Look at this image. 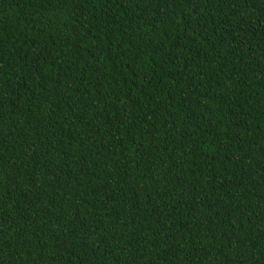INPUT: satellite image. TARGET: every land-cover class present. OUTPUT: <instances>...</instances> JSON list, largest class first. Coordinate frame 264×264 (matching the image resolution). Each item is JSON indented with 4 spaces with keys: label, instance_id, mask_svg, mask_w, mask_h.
Listing matches in <instances>:
<instances>
[{
    "label": "trees",
    "instance_id": "obj_1",
    "mask_svg": "<svg viewBox=\"0 0 264 264\" xmlns=\"http://www.w3.org/2000/svg\"><path fill=\"white\" fill-rule=\"evenodd\" d=\"M0 264H264V0H0Z\"/></svg>",
    "mask_w": 264,
    "mask_h": 264
}]
</instances>
